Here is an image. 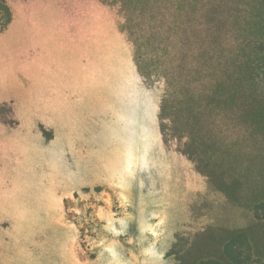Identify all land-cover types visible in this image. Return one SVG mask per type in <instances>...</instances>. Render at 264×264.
Listing matches in <instances>:
<instances>
[{
	"label": "rangeland",
	"instance_id": "rangeland-1",
	"mask_svg": "<svg viewBox=\"0 0 264 264\" xmlns=\"http://www.w3.org/2000/svg\"><path fill=\"white\" fill-rule=\"evenodd\" d=\"M0 1V264H176L207 229H248L264 264V143L221 145L228 200L156 141L157 96L101 0Z\"/></svg>",
	"mask_w": 264,
	"mask_h": 264
},
{
	"label": "trees",
	"instance_id": "trees-1",
	"mask_svg": "<svg viewBox=\"0 0 264 264\" xmlns=\"http://www.w3.org/2000/svg\"><path fill=\"white\" fill-rule=\"evenodd\" d=\"M101 1L105 26L118 21L130 42L140 91L157 96L156 141L178 145L173 152L236 199L231 192L242 183L228 179L215 157L224 156L221 145L248 142L238 132H249L251 144L264 143V0ZM0 15L1 31L11 22L3 1ZM215 233H198L179 252L175 244L176 264H252L248 229L209 246Z\"/></svg>",
	"mask_w": 264,
	"mask_h": 264
}]
</instances>
